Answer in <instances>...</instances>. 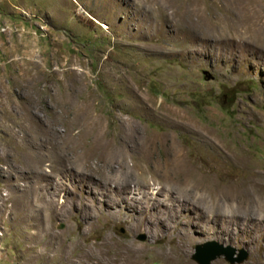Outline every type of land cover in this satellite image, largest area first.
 I'll list each match as a JSON object with an SVG mask.
<instances>
[{
  "label": "rangeland",
  "instance_id": "1",
  "mask_svg": "<svg viewBox=\"0 0 264 264\" xmlns=\"http://www.w3.org/2000/svg\"><path fill=\"white\" fill-rule=\"evenodd\" d=\"M146 142L218 196L109 191ZM261 216L264 0H0V264H264Z\"/></svg>",
  "mask_w": 264,
  "mask_h": 264
},
{
  "label": "bare ground",
  "instance_id": "2",
  "mask_svg": "<svg viewBox=\"0 0 264 264\" xmlns=\"http://www.w3.org/2000/svg\"><path fill=\"white\" fill-rule=\"evenodd\" d=\"M151 143L152 142H150V143L146 142V143H140L138 145L132 146L133 150L131 149V153L129 152V153H127V155H123V158L125 161H128L129 158H136L137 163H136V165H134V167L132 169H128L126 166H124V169H126L127 171H126L125 179L123 181L121 180L122 182L120 181V179H117V181H118L117 184L113 186L112 182H114L113 180L116 177L111 176L110 173L108 175L105 174L103 176L104 183L107 186L109 191H113V192L120 193V194H122L126 191L128 192L130 190V186H131L129 184V181H131L130 179L133 177H137V179L139 180V183H140V186L137 184V186L139 188V189H137V191H140L144 194H148V192L146 190L141 191V190H143L142 186H144V188L150 187L151 184H153L150 182V179H155V180L161 181L162 183H164L166 185L168 184L169 189H171L170 187H173V186H179V188H181V190H183L187 194L188 193L192 194V192L195 193V191L201 190L202 188H206L210 191V193L215 195L214 197L218 196V193H217L218 189H215V187H212V188L206 187L202 180H199L198 178L195 177V174H192V172L189 170V167H187L186 163H184L186 161L183 162L182 160H180L179 154L175 148L173 150H169V153L167 154L163 163L162 162L160 163V161H158V160L156 161V159L154 161L152 159V154H151V151H152V146L150 145ZM108 147H110L109 151H112V149L115 150V147L113 145L109 146L107 144L106 145H100L98 143H96V144L93 143L91 150L88 151L90 154H87V156L90 158H94V154H99V156H104L103 153L105 151H107ZM105 154H106V152H105ZM109 156L112 157V159L117 158V155H112L111 153ZM109 160H110V158H109ZM107 166L105 167L106 169L111 168V166H109L108 164H107ZM94 168L98 169V167H94ZM185 204L193 205V204H190L189 201L185 202ZM53 210H54L53 212L55 213L56 211H59L60 209L57 206L56 207L54 206ZM135 254L136 253L134 251H131L129 256L133 257V256H135ZM82 258L86 261V254H84L82 256ZM164 258L166 260L168 259V257H164Z\"/></svg>",
  "mask_w": 264,
  "mask_h": 264
},
{
  "label": "water",
  "instance_id": "3",
  "mask_svg": "<svg viewBox=\"0 0 264 264\" xmlns=\"http://www.w3.org/2000/svg\"><path fill=\"white\" fill-rule=\"evenodd\" d=\"M140 239L143 240L144 237L141 236ZM234 253L235 248L231 246H223L216 241H208L195 246L192 258L197 264H210L212 260L220 256H223L230 264L241 263L247 258V252L243 249L239 250L237 257H234Z\"/></svg>",
  "mask_w": 264,
  "mask_h": 264
},
{
  "label": "clouds",
  "instance_id": "4",
  "mask_svg": "<svg viewBox=\"0 0 264 264\" xmlns=\"http://www.w3.org/2000/svg\"><path fill=\"white\" fill-rule=\"evenodd\" d=\"M260 218H261V219H264V216H261Z\"/></svg>",
  "mask_w": 264,
  "mask_h": 264
}]
</instances>
